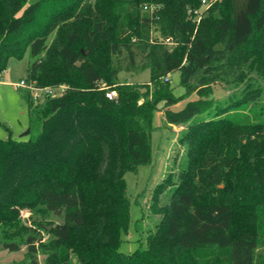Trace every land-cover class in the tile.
I'll use <instances>...</instances> for the list:
<instances>
[{
	"label": "trees",
	"instance_id": "obj_1",
	"mask_svg": "<svg viewBox=\"0 0 264 264\" xmlns=\"http://www.w3.org/2000/svg\"><path fill=\"white\" fill-rule=\"evenodd\" d=\"M189 8L202 0H0V76L29 52L20 80L67 85L43 101L24 88L29 138H0V249L25 246L10 264H264V0ZM158 109L184 126L186 159L126 253V174L151 161Z\"/></svg>",
	"mask_w": 264,
	"mask_h": 264
},
{
	"label": "rangeland",
	"instance_id": "obj_2",
	"mask_svg": "<svg viewBox=\"0 0 264 264\" xmlns=\"http://www.w3.org/2000/svg\"><path fill=\"white\" fill-rule=\"evenodd\" d=\"M29 60V52L22 59L11 60L5 72L0 76V138L2 139L26 140L29 138V134L24 135V132L30 128L26 97L23 93L24 88L17 86V83L26 74ZM170 76V83L174 86L173 92H183L184 89L177 85L178 73ZM119 77L121 81L143 83L149 81L150 73L148 70L139 73L123 71L119 74ZM101 87L105 88L106 91L107 88L112 89L104 82ZM240 92L236 91L237 95L241 94ZM31 93L33 97L39 95L41 101L46 96V91L39 88L31 89ZM226 93L221 87H215L216 97L222 98ZM195 97V94H191L170 107L175 110L181 109L189 99ZM242 112H245V110H242ZM153 125L155 129L152 132V158L150 163L141 166L138 173L130 171L126 174L127 191L133 200L130 210L132 222L128 232L122 234L123 242L120 247L126 253H130L137 248L139 237L144 239L150 230H154L160 215L157 212L156 205L155 208L153 207V192L168 172L172 171L176 178V174L182 170V163L186 159L185 144L179 141L184 126L174 124L167 126L163 121V112L160 109L154 111ZM165 193H162L159 204L166 201ZM23 214L24 216L28 215L26 211ZM139 230H143L142 233ZM24 255L25 246L19 251L0 249V264H10L13 261L21 260ZM40 262L41 264H47L45 255H40ZM72 264L81 263L75 258Z\"/></svg>",
	"mask_w": 264,
	"mask_h": 264
},
{
	"label": "built area",
	"instance_id": "obj_3",
	"mask_svg": "<svg viewBox=\"0 0 264 264\" xmlns=\"http://www.w3.org/2000/svg\"><path fill=\"white\" fill-rule=\"evenodd\" d=\"M216 0H202V7H207L209 6L212 2H214ZM189 14H193L195 15L197 18H200L202 16L203 13V8H189ZM17 86L19 88H30V89H34L37 88L34 85H30L28 84L25 80H20L17 83ZM39 89H44L46 91V95H60L63 94L66 90H67V85L66 84H61L58 86H53V87H45V88H39ZM106 91V96L108 98H114L117 96L116 90L113 89H109ZM37 100H40L39 95L34 97Z\"/></svg>",
	"mask_w": 264,
	"mask_h": 264
},
{
	"label": "water",
	"instance_id": "obj_4",
	"mask_svg": "<svg viewBox=\"0 0 264 264\" xmlns=\"http://www.w3.org/2000/svg\"><path fill=\"white\" fill-rule=\"evenodd\" d=\"M30 133V128H28L25 132H24V135H27V134H29ZM51 228V225H49L48 226V229H50Z\"/></svg>",
	"mask_w": 264,
	"mask_h": 264
}]
</instances>
